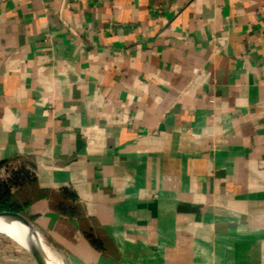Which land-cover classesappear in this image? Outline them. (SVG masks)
<instances>
[{"label":"crops","instance_id":"obj_1","mask_svg":"<svg viewBox=\"0 0 264 264\" xmlns=\"http://www.w3.org/2000/svg\"><path fill=\"white\" fill-rule=\"evenodd\" d=\"M0 173L49 264H264V0H0Z\"/></svg>","mask_w":264,"mask_h":264},{"label":"rangeland","instance_id":"obj_2","mask_svg":"<svg viewBox=\"0 0 264 264\" xmlns=\"http://www.w3.org/2000/svg\"><path fill=\"white\" fill-rule=\"evenodd\" d=\"M13 179L12 177L7 176L6 173H0V188L3 187V189L0 190L4 193L3 198L5 203L8 206L11 205L16 208L17 212L15 213L22 215V208L24 206V201L27 199V196H25V193H23L21 189L18 190L17 187H13V185L15 184L13 183ZM0 250L3 251L6 257L22 259L23 257L31 256V254L27 250L21 247L11 237L3 233H0Z\"/></svg>","mask_w":264,"mask_h":264},{"label":"bare ground","instance_id":"obj_3","mask_svg":"<svg viewBox=\"0 0 264 264\" xmlns=\"http://www.w3.org/2000/svg\"><path fill=\"white\" fill-rule=\"evenodd\" d=\"M26 228L21 222L9 218H0V233L6 234L16 241L21 247L30 253V249L26 243ZM33 241L38 249L46 254L45 247L38 236L32 234ZM44 254V255H45ZM49 255V254H48ZM47 255V256H48ZM47 259V258H46Z\"/></svg>","mask_w":264,"mask_h":264},{"label":"water","instance_id":"obj_4","mask_svg":"<svg viewBox=\"0 0 264 264\" xmlns=\"http://www.w3.org/2000/svg\"><path fill=\"white\" fill-rule=\"evenodd\" d=\"M0 218H9L21 222V224H23V226L26 228V243L30 249V254L35 260V262L37 264H49L46 258L44 257L43 253L35 245L32 238V234H34L32 227L23 215L15 212L2 211L0 212Z\"/></svg>","mask_w":264,"mask_h":264},{"label":"trees","instance_id":"obj_5","mask_svg":"<svg viewBox=\"0 0 264 264\" xmlns=\"http://www.w3.org/2000/svg\"><path fill=\"white\" fill-rule=\"evenodd\" d=\"M0 189H3V187H1ZM3 196H4V193L1 192V190H0V212H2V211L17 212L16 208H14L11 205L8 206L5 203Z\"/></svg>","mask_w":264,"mask_h":264}]
</instances>
